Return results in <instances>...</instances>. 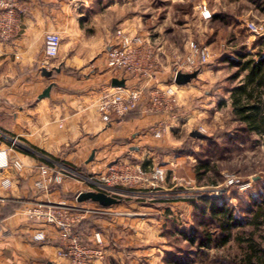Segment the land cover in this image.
<instances>
[{
  "label": "rangeland",
  "instance_id": "374dc122",
  "mask_svg": "<svg viewBox=\"0 0 264 264\" xmlns=\"http://www.w3.org/2000/svg\"><path fill=\"white\" fill-rule=\"evenodd\" d=\"M93 2L89 7H81L84 8L82 11L85 10L83 18L98 10ZM106 2L115 4L113 31L124 28L131 34L142 36L153 48L155 78L149 84L161 89L172 87L175 92L176 107L169 113L174 118L171 138L166 141V146L159 144L151 147V151L140 146L138 150L127 147L112 161L105 163L106 160L98 159L95 165H92L94 158L74 167L48 156L46 162L38 164L34 182L40 177L41 167H47L52 176L60 175L62 180L51 184L47 191H38L33 183V190L47 196L58 191L61 200L49 198L51 202L75 206H78L77 195L88 191L104 192L119 201L104 208L105 213L88 214L82 220L84 228L94 231L91 241L81 238L82 243L93 246L94 235L100 234L104 259L96 262H241L249 253L247 240L264 248V228L254 230L238 219L247 216L245 209L253 204L251 195L264 194V139L254 132H244V126L234 113L233 102L239 100L246 106L264 100V79L250 81L248 70L243 69L247 60L264 58V0ZM79 3L85 5L76 2ZM202 6L207 9L205 15L200 9ZM121 16L137 18L140 25H132L128 29L118 27L116 19ZM133 28L142 35L135 33ZM190 43L199 48L206 47L210 54L209 62L195 70L199 72L197 78L185 86H177L174 69L186 58ZM160 52L168 56L169 75L164 83L158 82ZM51 70L55 74L54 69ZM139 106L145 113L144 102L134 111ZM194 131L206 135L208 141L192 138L190 134ZM163 135H153V138L160 140ZM131 146L137 145L132 143ZM8 160L11 168L12 162L18 161ZM110 168L115 171H110ZM138 168L143 171L142 175L137 173ZM157 170L165 173L163 180L153 179ZM125 173L131 176V181H124L122 176ZM212 200H223L238 219L237 223L234 222V237L222 246L200 245L204 233L211 234L216 240L221 237L219 216L210 220L207 210ZM80 206L96 208L98 205L85 202ZM204 210L206 212L201 216ZM193 236L195 242L191 243L188 237Z\"/></svg>",
  "mask_w": 264,
  "mask_h": 264
},
{
  "label": "crops",
  "instance_id": "0c3cea01",
  "mask_svg": "<svg viewBox=\"0 0 264 264\" xmlns=\"http://www.w3.org/2000/svg\"><path fill=\"white\" fill-rule=\"evenodd\" d=\"M92 1L98 10L83 18L85 10L81 9L89 7ZM19 3L25 9L20 29L9 42L0 41V153L5 152L10 161L18 160L23 166L20 171L11 166L0 167V264H70L58 256L57 232L23 213L32 202L61 198L58 191L47 196L33 190L38 164L51 156L78 167L94 154L95 165L98 159L112 161L127 147L138 150L140 146L145 151L159 144L164 147L171 138L174 118L147 115L142 106L122 119L112 116L108 122L97 112L96 103L103 94L121 91L111 86L114 77L105 62V50L115 34L114 3ZM116 22L118 27L127 29L140 25V20L128 16H121ZM52 33L61 37V46L58 56L49 60L44 53V41ZM159 54L158 82L164 83L169 75L168 56ZM42 69L58 71L45 77ZM49 86V97L40 99ZM158 123L166 125L160 140L152 135ZM132 143L137 146H131ZM5 178L11 181L7 189L2 187ZM93 232L84 226L76 230L87 242ZM39 233L45 235L44 240L34 239Z\"/></svg>",
  "mask_w": 264,
  "mask_h": 264
},
{
  "label": "built area",
  "instance_id": "2783aa9c",
  "mask_svg": "<svg viewBox=\"0 0 264 264\" xmlns=\"http://www.w3.org/2000/svg\"><path fill=\"white\" fill-rule=\"evenodd\" d=\"M200 9L203 12L202 14L207 13L205 6ZM24 12L25 9L21 6L19 0H0L1 42L6 43L14 38L20 29V21ZM60 46L61 37L58 34L46 35L44 41L46 58L49 60L55 59L59 54ZM154 56L153 48L142 36L131 34L124 28H118L115 31L111 44L105 50L106 68L114 78L125 80V88H119L121 90L119 92L105 93L97 102V112L104 122L110 121L112 116L117 119L124 118L142 102L145 104L146 114H164L168 116L174 110L176 99L172 87L161 89L149 84L150 80L155 78L156 59ZM209 58L210 54L206 47L199 48L190 43L186 58L174 69V77L182 71L193 72L203 68L209 62ZM129 79L133 82L131 85L128 84ZM138 80H142L143 83ZM165 130L166 125L158 123L153 128L152 133L155 137H161ZM8 159L5 152L0 153V167L7 168L10 164ZM12 167L19 170L21 164L14 161ZM110 171L114 172L115 170L110 168ZM137 173L142 175L143 171L138 168ZM164 175L165 173L162 170H157L153 179L163 180ZM39 176L34 182L38 191H47L51 184L60 183L62 180L60 175L52 176L49 174L47 167L40 168ZM122 177L124 181H131L132 179L127 173ZM10 186V179L5 178L2 181V187L7 189ZM84 203L77 201L78 206H75L64 202L35 201L23 211L30 219L50 226L57 232L60 244L58 256L66 258L70 264H93L104 259L100 234L94 235V245L89 246L82 243L81 236L75 231L76 226L82 222L86 215L105 213V209L99 205L96 208L81 207L80 205ZM34 239L42 241L45 239V235L39 233L34 236Z\"/></svg>",
  "mask_w": 264,
  "mask_h": 264
},
{
  "label": "trees",
  "instance_id": "16d2710c",
  "mask_svg": "<svg viewBox=\"0 0 264 264\" xmlns=\"http://www.w3.org/2000/svg\"><path fill=\"white\" fill-rule=\"evenodd\" d=\"M243 69L248 70L247 78L250 81H261L264 79V58H259V60H247L243 63ZM259 99V98H258ZM233 107L235 109V115L238 118L240 124L244 126V132L256 133L259 134L264 139V100L257 102L253 105H241L239 100H235L233 102ZM130 114V113H129ZM128 114V115H129ZM208 141V139H206ZM264 147V140H263ZM252 199V206L245 209L247 212L246 219L244 217L238 218L239 222L242 221V224H247L252 227L254 230H261L264 228V194L257 196V194H253L250 196ZM206 203V202H204ZM207 204V203H206ZM209 209H207L210 213V220H213L217 216H219V220L221 221L219 225L221 237L219 240H216L209 233H204L201 239L200 245L203 244H214L215 246H222L232 240L233 236V228L235 227V223H237V218L233 209L225 204L222 201H209ZM206 212L204 210L201 211V216ZM243 219V220H242ZM84 222H81L78 226H76L75 231L78 228L83 227ZM193 235V234H192ZM201 237V236H200ZM216 237H219L218 235ZM197 238V237H196ZM189 242H195V237H188ZM237 240L241 241L240 238ZM249 253L246 254L245 259L236 264H264V248H261L256 245L252 240H247Z\"/></svg>",
  "mask_w": 264,
  "mask_h": 264
},
{
  "label": "water",
  "instance_id": "95a60500",
  "mask_svg": "<svg viewBox=\"0 0 264 264\" xmlns=\"http://www.w3.org/2000/svg\"><path fill=\"white\" fill-rule=\"evenodd\" d=\"M54 71H58V69H55ZM52 72H53L52 70H46V69H42L41 71L42 75L45 77H50L52 75ZM198 73H199L198 71H194L192 73L179 72L176 74L174 78V83L177 86H185L189 84L192 80L197 78ZM111 86L113 88H124L125 80L124 79L119 80V79L114 78L111 81ZM50 90H51V86L47 87L39 98L43 99V98L49 97ZM190 136L192 138H198L202 140L208 139L206 135L198 131L192 132ZM93 156L94 154H92V156L89 158V161L93 159ZM77 201L79 203L92 202L103 208H107V207H110V206H113L119 203V201L116 198H113L112 196H109L108 194L104 192H91V191L80 193L77 197Z\"/></svg>",
  "mask_w": 264,
  "mask_h": 264
}]
</instances>
